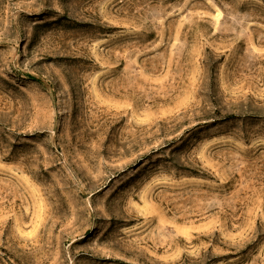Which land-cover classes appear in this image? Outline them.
Masks as SVG:
<instances>
[{
  "label": "rangeland",
  "instance_id": "obj_1",
  "mask_svg": "<svg viewBox=\"0 0 264 264\" xmlns=\"http://www.w3.org/2000/svg\"><path fill=\"white\" fill-rule=\"evenodd\" d=\"M0 264H264V0H0Z\"/></svg>",
  "mask_w": 264,
  "mask_h": 264
}]
</instances>
